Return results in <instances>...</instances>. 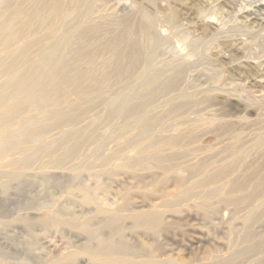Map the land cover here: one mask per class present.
<instances>
[{
	"label": "bare ground",
	"instance_id": "1",
	"mask_svg": "<svg viewBox=\"0 0 264 264\" xmlns=\"http://www.w3.org/2000/svg\"><path fill=\"white\" fill-rule=\"evenodd\" d=\"M234 3L235 0H0V246L4 240H12L14 232L29 235L28 230L36 224L63 231L68 245L64 254L47 260L43 255L34 256L32 241L27 251L33 255L30 259L20 257L15 264H188L161 248L154 247L156 254L154 249L137 247L125 234L137 230L152 233L161 226L164 215L176 212L201 185L222 181L235 172L245 164L249 150L264 151V135L260 134L249 150L238 147L237 141L231 142L225 147L228 163L205 175L186 192L159 194L147 209H127L133 201H129L128 192L117 195L113 206L104 204L97 197L98 191L105 188L99 182L94 183L93 191L83 183L68 185L66 195L74 211L65 206L54 209L44 202L35 206L25 199L13 217V209L11 213L5 206L17 196L14 190L42 187L44 181L36 183L34 177L43 179L49 170L68 171L77 179L87 171L110 172L114 165L111 162L117 160L121 161L119 167L132 169L152 155L159 159L162 148L181 143L188 132L199 127L195 125L199 119L183 132L166 133L177 127V122L189 120L193 113L207 110L194 109L216 91L196 84L211 83L216 78L197 69L211 51L215 53L211 57L219 55L231 60L222 65L215 59L213 67L227 76L228 83L253 82L252 88H261L256 90L260 95L255 96L253 89L239 84L234 90L239 89L241 94L252 90L251 96L245 95L242 100L228 92V98H238L240 102L232 106L237 116L224 115L221 127L228 131L235 119L244 118L250 106L261 107L264 70L247 61L244 65L238 62L241 67L236 68L237 72L245 71H239L235 79L237 73L233 75L226 66L237 61L232 50L248 52L253 47V40L260 37L264 13L257 10L253 18L247 15L242 20L234 16L235 26L244 33L227 39L221 36L218 26L223 27L222 15L229 13ZM163 27L165 36L160 32ZM98 106H102V114L91 115ZM217 107V111L221 110ZM207 112L214 116V109ZM107 139L116 143L120 153L111 152L113 148L109 154L102 153ZM126 149L134 154L125 156ZM240 191L244 194L233 197L232 193ZM203 194L201 206L213 197L227 205L242 203L248 210L245 224L264 225V162L260 170L223 182ZM89 205L92 208L87 210L84 206ZM41 210L44 213L36 217L35 211ZM126 222L130 227L125 226ZM9 230L14 232L8 237L4 231ZM252 232L247 230L242 237L247 245L243 249L197 264H264V240L261 235L259 241L251 242ZM244 255L247 257L242 258ZM1 256L0 252V264H9Z\"/></svg>",
	"mask_w": 264,
	"mask_h": 264
},
{
	"label": "rangeland",
	"instance_id": "2",
	"mask_svg": "<svg viewBox=\"0 0 264 264\" xmlns=\"http://www.w3.org/2000/svg\"><path fill=\"white\" fill-rule=\"evenodd\" d=\"M222 1L225 2L226 0ZM253 3H255V0H235L234 5L229 6V13L223 14L221 18L224 24L223 27L221 26L222 24L219 25L220 27L218 26V28L223 33L221 36L228 37L227 39H232L234 36H236L235 39L239 36L241 37L242 33L244 32H240L239 28L235 26L236 23L234 22V16H236V20H242L247 15L253 18V14L257 10H259L261 13H264V0H260L259 3L257 2L256 4ZM258 23H260V21ZM232 24L234 27L231 26ZM259 29L260 32L258 33L260 37H258L256 40H253V47L251 48L252 51L250 49L248 52H243L241 50H232L233 52H231L234 56V59L237 61L231 63V65L228 64L226 69H229L228 71H230V73H234L233 75L237 73L235 75V79L238 78L237 75L239 71H245L244 69H240L237 72V69L241 67V65H244L245 63L247 64V62L260 71L264 70V24H262ZM165 30V27H163V30H160L161 34L164 36L167 35ZM209 47H212V45ZM213 53L214 51H211L210 54H208L210 55L209 57L206 56V54L205 56L206 58L208 57L209 60L207 58L208 61H204L202 65L200 64L197 68L200 72H207L209 78L213 75H216V78L213 81L211 80V83H196L197 85H208L213 90H216L214 93L210 94L209 98H206L207 101L199 103V106H196L194 109L197 111L202 109L207 110L195 114L193 113L189 116V120L183 123L177 122V127L172 128L171 132L166 133V135H171L169 133H172L173 131V134L179 133L180 131L183 132V130L189 127L192 122H194L196 119H199L200 122L195 124L199 127L192 131L189 130L190 132H188L183 137L181 143H178V145L175 146L162 148V150H159L158 152L159 159H155L152 155V157L150 156L146 162L138 164L132 169L119 167L121 161L117 160L114 163L111 162V164L114 165L110 172L103 171L104 173L102 172L101 174H95V170L90 172L87 171L81 173L77 178L78 180L72 175V173L68 171L61 172V170H49L44 175L43 179L40 176L34 177L36 183L44 181L42 183L45 184H43L42 187L37 185L34 186L33 189L25 187L24 189L22 188L20 190H14L17 196H13V202L6 203L5 210L7 211L8 209V211L11 213L13 211L14 214L12 213V216L14 217L16 216L15 214H17L15 209L19 208V204H24L26 200L29 199V201L31 200V202L34 203V205L44 202V204H47V206L52 204L51 206H54V209H57L60 206H65L70 208L71 211H74L72 208L73 205H71L72 200H68L66 195L69 186L74 182L83 183L87 185L91 191H93L95 189L94 183L99 182L105 185L104 190L98 191L97 193L99 194L97 197L99 199L101 198V202L103 201V203L107 205H111V203L114 204L117 202V198L119 196L125 192H128L130 195H128L129 201L130 198L134 201H130L131 204L128 206L131 207L133 204L136 205L135 207L132 206L131 208L127 206V209L135 212V210L131 209L135 208L136 211H139L141 209L149 208L150 205H152V203L161 195V193L171 191L177 192V190H183L186 192L190 190L195 185L199 184L205 175L212 174L214 169L228 163L229 156L225 151V147L231 142L237 141L236 143L238 147L241 149L248 148L249 150L253 142H255V139H259V137H261L259 136L260 134L262 136L264 135V104L261 107L250 106V109H248L249 111L245 113V116L242 120L235 119L236 122L232 128L228 131L224 130L220 124L225 121L224 115L237 116V111L232 106L244 99L243 96H251L249 92L252 90L246 91L245 93L242 92V94L239 89L238 91H235L234 88L241 83H228L229 80H227V76L222 72H215L213 68L214 65H216L215 59H218L222 65L224 64V61L229 62L231 60L225 59L224 57H219V55L218 57H211L212 55H215V53ZM238 62L239 64L241 62L240 66L237 64ZM231 69H235L236 71L234 70L235 72H233ZM251 78L252 77H250V79ZM256 81H258V79H256ZM253 84L254 83L251 82L249 84L243 83L241 85H247L249 87L248 89H253V91H255V93H253L255 96L258 94L260 95L259 92L256 93V90H260L261 88H252L254 86ZM228 92H232V94L235 93V95L241 96L239 98L240 100L238 98H235L234 100L228 98ZM217 106L221 107V110L217 111ZM98 107L94 108L95 110L93 109L90 114L94 115L98 114V112L100 113L102 106L99 108ZM211 109H214L215 112L214 116L212 117L207 115V113H209L207 111ZM100 114H102V112ZM211 119H219L221 122H213ZM175 121H173V123H175ZM180 125H183V127H180ZM178 127L181 129L179 128L174 130ZM115 145V142H106L107 147L105 146L106 149H103L102 153H110L111 148H113L111 152L115 150L117 153H120V148L116 149ZM89 147L92 148L93 146L91 145ZM147 151L149 152L150 150ZM129 152L131 153L133 151H130V149L123 151V153H126L125 156H129ZM245 161V164L239 166L236 171L234 170L235 172H230L231 174L229 173V175L227 174V176L222 181L201 185V187H199L196 192L193 193L194 195L189 197V199L185 203L181 204L180 207H177V210H175L176 212H168L163 216L164 219L161 223V226L155 229L156 231L154 230L155 233L153 231L152 233L149 232L150 234H146L143 231L137 230L138 232L134 233L127 232L125 237L128 241L130 240V243L137 245V247L149 249L150 251H153L154 249V253L156 254H158V252H156L157 249L155 250V248L158 247L161 248L162 252L168 253V255L177 261H183L188 264H197L198 262L206 261V259L211 257H220L225 253L243 249L247 245L245 241L242 240V237L245 236L247 230L250 232L253 231L251 235L252 238L250 237L252 239L251 242H257L261 237V239L264 240V225L257 222L256 224L254 223L253 226L251 225L249 227L244 222V214H246L248 211L247 205L242 203L238 204L237 206L227 205L222 203L219 197L215 199L214 197L209 198L210 200H207L208 204L206 203L204 206H201L200 204L202 202V194L211 188L219 186L226 181H236V179H239L240 175L247 173L252 174V172L254 173L255 171L260 170L262 168V163L264 162V151H260L255 148L249 150ZM242 193L244 194V191L235 192L232 193V195H234L233 197H235V195L238 197L239 195H242ZM198 194L200 196H198ZM203 195L205 196V194ZM113 204L111 206H113ZM84 207L87 210H90L92 205ZM41 211H35V215H37L36 217L44 213L43 210ZM125 226L130 227V224L126 222ZM22 227L24 228V225H22ZM25 227L28 229V226ZM42 228L44 229L42 225L36 224L30 228V230H28L27 233H29V235L27 234V236L26 234H23V232H21V234L20 232L15 233L14 231L10 230L6 232L8 230L6 229L4 234L7 233L8 237L10 236V233H14L11 236L12 240H4V244L0 246L2 259L5 257L3 260L9 264H15V262H18V260L21 259L20 257H28L27 259H30L29 257H31L34 252L30 255L27 251V245L32 241H34L32 242L35 249L34 256L43 255L42 258L47 257L46 259L48 260L54 256H58L59 254H64L68 247L66 244L67 235L63 231L57 230L55 228L54 230L53 228L49 230H43ZM241 257L244 258L247 257V255Z\"/></svg>",
	"mask_w": 264,
	"mask_h": 264
}]
</instances>
